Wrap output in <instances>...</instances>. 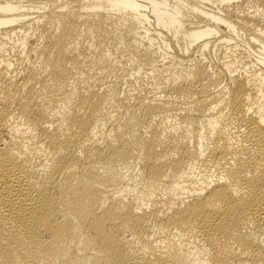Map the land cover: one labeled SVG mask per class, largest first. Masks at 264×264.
<instances>
[{
  "label": "bare ground",
  "instance_id": "1",
  "mask_svg": "<svg viewBox=\"0 0 264 264\" xmlns=\"http://www.w3.org/2000/svg\"><path fill=\"white\" fill-rule=\"evenodd\" d=\"M0 264H264V0H0Z\"/></svg>",
  "mask_w": 264,
  "mask_h": 264
},
{
  "label": "rangeland",
  "instance_id": "2",
  "mask_svg": "<svg viewBox=\"0 0 264 264\" xmlns=\"http://www.w3.org/2000/svg\"><path fill=\"white\" fill-rule=\"evenodd\" d=\"M173 48H175V45H174V43H173V46H172ZM175 55L176 56H179V57H181V55H180V52L178 51V50H175ZM213 57V56H212ZM182 58V57H181ZM209 58V57H208ZM183 59H186V60H190V59H192V57H188V58H183ZM168 65H171V63H168ZM178 68V67H177ZM142 83H144V80L142 79Z\"/></svg>",
  "mask_w": 264,
  "mask_h": 264
}]
</instances>
